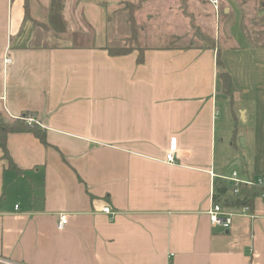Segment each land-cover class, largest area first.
<instances>
[{
    "label": "crops",
    "instance_id": "1",
    "mask_svg": "<svg viewBox=\"0 0 264 264\" xmlns=\"http://www.w3.org/2000/svg\"><path fill=\"white\" fill-rule=\"evenodd\" d=\"M217 1L216 14L207 0H28L26 14L24 0H0V116L31 114L48 144L8 135L17 170L0 150V264H264L260 197L245 212L222 203L247 188L221 197L228 230L207 216L214 181L264 176V10ZM128 4L136 28L181 14L216 48L111 56L131 34ZM110 16L125 31L100 33Z\"/></svg>",
    "mask_w": 264,
    "mask_h": 264
},
{
    "label": "trees",
    "instance_id": "2",
    "mask_svg": "<svg viewBox=\"0 0 264 264\" xmlns=\"http://www.w3.org/2000/svg\"><path fill=\"white\" fill-rule=\"evenodd\" d=\"M24 9H25V13L27 14V2L28 0H24ZM261 4L264 5V0H260ZM263 8L264 7H260ZM138 9V5H130L128 4L127 6V11H128V23L130 25V29H131V36L130 38L126 41V44L128 43H134L136 42V25L134 22V12ZM206 39L208 40L209 38L206 37ZM212 43L210 46V48H216V44L213 42V40H211ZM128 42V43H127ZM108 54L111 56H123V55H127L129 54L133 48L132 46H122L120 48H107L106 49ZM138 58H137V62L141 63L143 61V50L142 49H138ZM216 65L217 67L220 69L221 68V61L219 59V53L217 55V60H216ZM218 78L221 82V90L222 93L226 96H231L233 94V86H232V82H231V78L229 76V74L227 72H225L222 69H220V73L218 75ZM31 116V114H27L24 113L20 118L14 120V121H6L4 120L1 116H0V150L2 151L3 154V158L6 160V162L8 163V168L12 169V170H17L16 166L14 165V163L12 162V160L10 159V156L8 154V150L6 147V139L8 137V135L10 134H22V133H27V134H31L33 135L42 145L44 146H48L47 142H46V134L44 132V130H42L35 122L32 123H28L26 122V119H28ZM243 190V189H242ZM241 190V191H242ZM233 191V186L230 183H226L225 181H220V180H216L214 181V200L216 202H221V197L223 195H226L227 193ZM242 193L244 194V197L242 199H227L225 198V200H223V205L224 206H230V207H247V208H251L253 201L255 198L259 197V192L255 189H245L242 191Z\"/></svg>",
    "mask_w": 264,
    "mask_h": 264
},
{
    "label": "rangeland",
    "instance_id": "3",
    "mask_svg": "<svg viewBox=\"0 0 264 264\" xmlns=\"http://www.w3.org/2000/svg\"><path fill=\"white\" fill-rule=\"evenodd\" d=\"M242 1L243 3H245L246 1H249V0H242ZM251 2H253V8L255 9L262 10V8L260 7H264V5L261 4L260 0H251ZM172 13H180V12L179 10H176V11L171 10L168 12V15L171 16ZM109 18H111V16L104 18V21L106 22L108 27L106 28V30L100 33L113 36L112 35L113 33H121L122 29L125 31V28L122 27V24H118L117 26V24L114 25V23L107 22ZM164 20H166V18H164ZM167 20L170 21L169 23L173 25L170 26V25H167L166 23H161V24L150 23V24H144L143 27L142 26L137 27L136 28V38H135L136 42L134 43L127 42L128 44H126L125 42L124 45L130 46V47L138 46L142 48L143 47H154V46H165V45H176V46L182 47L186 45H193V44L195 45L201 42L202 44H204V46L211 45L212 43L211 40L213 39H211L208 35L204 34V32L195 33V30L193 29L194 26H191L192 28L188 26L189 20L187 18L182 17L181 14L177 18H168ZM259 26L261 28L258 27L257 31L263 34L264 33V22L263 24H259ZM255 30L253 29V31ZM193 34L198 35L197 37L198 40L195 39V36H193ZM91 35L92 36L95 35V32L94 33L91 32ZM206 37H208L209 39L207 40ZM213 42L215 43L214 40ZM222 47L223 46L220 45L218 48L222 49ZM219 59L222 63V58L220 57V53H219ZM222 65L220 69L223 68ZM223 117H225V120H226V115L222 116V118ZM221 124H222V121H221ZM235 138H236V143L239 145L241 143L240 141L242 138L236 136V134H235Z\"/></svg>",
    "mask_w": 264,
    "mask_h": 264
},
{
    "label": "built area",
    "instance_id": "4",
    "mask_svg": "<svg viewBox=\"0 0 264 264\" xmlns=\"http://www.w3.org/2000/svg\"><path fill=\"white\" fill-rule=\"evenodd\" d=\"M212 6L217 14L219 12V6L217 0H207ZM6 62H9V60H6ZM31 120H28L30 122ZM175 150L174 140L172 145H170L169 153L166 155L165 162L167 164H175L174 158H173V152ZM224 181L229 182L233 186L232 193L234 195H238L240 193V190L243 188L247 189H255L259 192L260 199L264 202V176H257L254 179H241L237 172H232L229 177H223ZM249 208L242 207V210L248 211ZM103 214L109 215L110 217H115V213L110 210L109 207H105L102 209ZM207 216L210 221L211 226L213 227H219L223 230H228L231 227L232 224V218L233 215L229 214L224 211V208L221 204L216 202L214 200V193L212 191L211 194V206L207 211ZM58 229H63L67 222H68V216L66 214H59L58 215Z\"/></svg>",
    "mask_w": 264,
    "mask_h": 264
}]
</instances>
